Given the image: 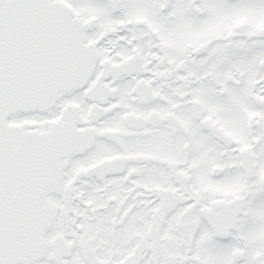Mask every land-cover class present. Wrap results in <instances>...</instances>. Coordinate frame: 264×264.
I'll return each mask as SVG.
<instances>
[{"label":"snow or ice","instance_id":"1","mask_svg":"<svg viewBox=\"0 0 264 264\" xmlns=\"http://www.w3.org/2000/svg\"><path fill=\"white\" fill-rule=\"evenodd\" d=\"M0 264H264V0H0Z\"/></svg>","mask_w":264,"mask_h":264}]
</instances>
